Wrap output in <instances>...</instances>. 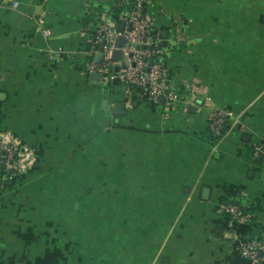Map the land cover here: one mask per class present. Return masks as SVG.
<instances>
[{
    "label": "crops",
    "instance_id": "crops-1",
    "mask_svg": "<svg viewBox=\"0 0 264 264\" xmlns=\"http://www.w3.org/2000/svg\"><path fill=\"white\" fill-rule=\"evenodd\" d=\"M116 2L0 0V132L25 150L18 173L0 167V264H251L239 243L264 238V0H145L179 94L162 101L86 70L101 21L124 25ZM213 106L231 111L217 133Z\"/></svg>",
    "mask_w": 264,
    "mask_h": 264
},
{
    "label": "built area",
    "instance_id": "built-area-1",
    "mask_svg": "<svg viewBox=\"0 0 264 264\" xmlns=\"http://www.w3.org/2000/svg\"><path fill=\"white\" fill-rule=\"evenodd\" d=\"M124 25L116 28L108 21H101L96 28L95 41L89 50L86 62L87 71L107 73L121 83L126 94L144 90L158 101L161 97L177 99L178 91L164 78L162 63L155 56V47L148 33L149 20L145 10V0H117ZM124 39L123 44L117 38ZM120 50V57L112 59V51ZM100 51L99 59H93V51ZM117 65V69L114 66ZM231 111L213 106L209 112V124L214 133L223 127ZM25 150L18 138L0 132V167L3 173H18L25 168ZM264 153V143L252 145V155L259 157ZM220 209L233 219H247L249 210L237 202H224ZM240 254L251 264H264V238L251 237L239 243Z\"/></svg>",
    "mask_w": 264,
    "mask_h": 264
},
{
    "label": "water",
    "instance_id": "water-1",
    "mask_svg": "<svg viewBox=\"0 0 264 264\" xmlns=\"http://www.w3.org/2000/svg\"><path fill=\"white\" fill-rule=\"evenodd\" d=\"M117 28H118V29H122V23L119 24V25L117 26ZM123 42H124V39H123L122 37L117 38V43H118V44L121 45V44H123ZM97 55L100 57L101 52L99 51ZM119 57H120V50H119V49H114V50L112 51V59H113V60H116V59H118ZM114 68L117 69V65H115ZM92 76H95V77L99 78V77H100V73L95 71V72L92 73ZM113 82L116 83V82H117V79L114 78V79H113ZM162 100H163V97H161V101H162ZM114 109H115V111H123V103H122V102H118V103H116V104L114 105Z\"/></svg>",
    "mask_w": 264,
    "mask_h": 264
},
{
    "label": "rangeland",
    "instance_id": "rangeland-1",
    "mask_svg": "<svg viewBox=\"0 0 264 264\" xmlns=\"http://www.w3.org/2000/svg\"><path fill=\"white\" fill-rule=\"evenodd\" d=\"M103 74L105 75V72H104ZM104 75H103V76H104ZM105 76H108V75H105Z\"/></svg>",
    "mask_w": 264,
    "mask_h": 264
}]
</instances>
